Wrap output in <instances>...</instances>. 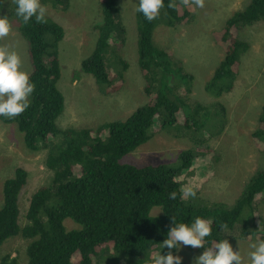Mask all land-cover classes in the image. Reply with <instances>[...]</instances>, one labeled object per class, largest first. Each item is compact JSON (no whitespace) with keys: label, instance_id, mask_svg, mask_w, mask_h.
Here are the masks:
<instances>
[{"label":"trees","instance_id":"16d2710c","mask_svg":"<svg viewBox=\"0 0 264 264\" xmlns=\"http://www.w3.org/2000/svg\"><path fill=\"white\" fill-rule=\"evenodd\" d=\"M10 1V14L27 43L31 66L28 76L34 89L23 112L12 118L0 116V121L15 124L26 150H47L45 164L53 176L49 184L38 187L28 198L22 227L18 201L27 183V171L17 166L3 180L0 246L21 236L27 241L26 264H97V256L107 251L150 264L156 252L164 255L168 251L159 244L166 238L172 221L191 223L196 216L211 221L212 231L205 237L204 248L212 247L236 224L241 225L243 238H264V212L260 211L264 210V169L248 179L231 205H205L184 199L177 180L195 159L199 146L181 151L174 163L135 166L121 162L158 132H188L190 139L195 140L197 131L222 117L224 111L218 103L213 107L186 103L180 93L189 92L191 76L178 67L168 48L153 41L157 25L175 28L190 21L192 0H162L158 15L151 21L135 11L137 64L148 101L124 120L81 129H61L55 124L64 107L57 87V46L63 38L62 27L46 17L43 23L34 18L23 23L15 16V4ZM46 1L56 5L66 0ZM99 5L102 21L95 26L97 40L89 56L81 61L79 72L90 74L100 85V92L109 94L121 88L127 69L120 55L124 28L116 0H99ZM255 23H264V0H249L226 19L221 29L212 32L223 56L205 84L207 94L219 97L233 90L240 56L248 50L238 32ZM77 74L73 72L72 79ZM251 136L257 149L264 153V105ZM171 192H176L175 199L169 198ZM153 208L158 210L151 214ZM65 219L79 227L66 228ZM187 247L203 251V247ZM6 260L3 257L1 264H13Z\"/></svg>","mask_w":264,"mask_h":264},{"label":"rangeland","instance_id":"374dc122","mask_svg":"<svg viewBox=\"0 0 264 264\" xmlns=\"http://www.w3.org/2000/svg\"><path fill=\"white\" fill-rule=\"evenodd\" d=\"M190 21L175 28L162 24L155 27L153 41L160 47L170 50L178 67L191 76L189 92L180 93L186 103L195 102L202 106L218 103L223 108L222 117L197 131L195 136L201 141L190 139V134H178L174 129L154 134L149 141L122 158L121 162L135 166L147 164L174 163L178 154L196 146L195 159L177 177L181 190L192 188L195 195L184 198L199 204L222 203L231 205L239 195L243 185L260 169H264V153L254 145L252 132L264 105V23H255L238 32L246 41L248 50L240 56L239 73L230 93L214 97L205 92L206 82L211 78L223 56L222 49L212 37V32L222 28L226 19L235 11L244 8L249 0H202L196 6ZM45 7L46 18L56 22L63 29V38L58 43L60 78L57 87L63 95L64 107L55 124L58 128H95L98 125L124 120L137 107L148 101L143 92V79L137 64V25L135 11L138 0H116L119 20L124 28L123 46L120 55L127 63L121 88L113 93L103 94L95 79L79 72L80 63L94 49L97 40L95 26L102 21L99 0H66L53 5L40 0ZM12 4L6 0L0 6V15H7L9 33L0 38V47L7 46L20 58V70L29 74L31 66L27 54V43L17 29V22L10 14ZM78 72L75 79L72 73ZM213 110V108H211ZM203 142V143H202ZM47 150L30 152L22 144L21 135L15 124L0 121V206L2 203L1 185L10 177L17 166L27 171V183L19 195L18 206L22 208L20 226L25 224L23 210L28 198L35 190L50 183L53 171L46 167ZM177 162V161H176ZM21 206V207H20ZM158 209L153 208L151 214ZM261 213L264 212L260 208ZM68 229L79 227L70 219L64 220ZM240 224L223 233L234 250L238 248L246 259L253 239L240 235ZM27 241L21 236L8 239L0 246V264L3 257L7 263L26 264ZM202 251L182 247L173 254L182 257L181 264H192L195 256ZM139 258L101 252L97 264H141Z\"/></svg>","mask_w":264,"mask_h":264},{"label":"clouds","instance_id":"9594fccd","mask_svg":"<svg viewBox=\"0 0 264 264\" xmlns=\"http://www.w3.org/2000/svg\"><path fill=\"white\" fill-rule=\"evenodd\" d=\"M3 0H0V4ZM15 4V16L23 23H28L30 18L35 22L43 23L45 7L40 0H13ZM196 6H202V0H195ZM162 6V0H138L137 11L143 17L151 21L157 15ZM10 31V23L7 15H0V38ZM20 58L14 50L7 46L0 47V116L12 118L23 112L28 107V97L33 92L34 85L30 82L25 71L20 70ZM183 198L194 196L192 188L185 186L181 193ZM176 192L169 193V198L175 199ZM221 227H225L221 225ZM212 231L209 219L196 216L191 223L174 222L168 229L166 238L159 244L161 249L168 251L161 255L156 252L150 264H181L182 257L173 254L178 253L184 246L193 249L203 247V251L195 256L192 264H264V238L257 237L248 245L246 259L241 256L238 248L227 239H219L213 242V246L204 248L205 237Z\"/></svg>","mask_w":264,"mask_h":264}]
</instances>
